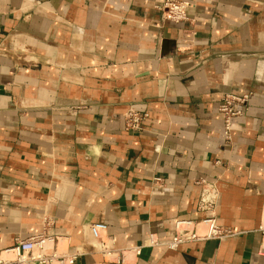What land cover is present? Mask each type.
Listing matches in <instances>:
<instances>
[{
	"label": "crops",
	"instance_id": "crops-1",
	"mask_svg": "<svg viewBox=\"0 0 264 264\" xmlns=\"http://www.w3.org/2000/svg\"><path fill=\"white\" fill-rule=\"evenodd\" d=\"M163 1L0 0V249L45 232L73 264H115L104 223L143 245L135 264H264V0H182L177 23ZM225 94L244 98L229 140ZM210 216L237 233L144 246Z\"/></svg>",
	"mask_w": 264,
	"mask_h": 264
},
{
	"label": "built area",
	"instance_id": "built-area-1",
	"mask_svg": "<svg viewBox=\"0 0 264 264\" xmlns=\"http://www.w3.org/2000/svg\"><path fill=\"white\" fill-rule=\"evenodd\" d=\"M187 6L188 3L182 0H164L159 5V10L164 20L177 23L186 19ZM242 102H244V98L230 94H225L219 102L218 113L222 121L223 137L226 140L231 137L233 118L238 114L234 105ZM145 116V112L129 109L125 114L126 127L139 129ZM200 183L206 184L205 180H200ZM215 196L214 186L204 187L199 198V209L212 211L215 205ZM200 228H203V231H199ZM89 230L91 236L97 240L98 252L104 260L115 264H135L129 262L127 253L132 252L134 255H139L143 245L130 248L117 247L111 236L101 235L102 232L107 231L104 223L90 224ZM258 230L263 237L260 250L264 253V200L261 205V220ZM236 233L235 230L219 225L212 216L199 221L179 220L175 223L174 233L168 240L159 241L155 236H149L144 246L164 245L169 249H175L180 244L207 239H222ZM56 240V236L45 232L18 240L13 246L0 249V264H73L76 255L68 250L58 249L55 246Z\"/></svg>",
	"mask_w": 264,
	"mask_h": 264
}]
</instances>
